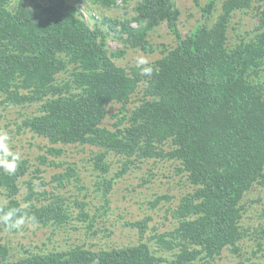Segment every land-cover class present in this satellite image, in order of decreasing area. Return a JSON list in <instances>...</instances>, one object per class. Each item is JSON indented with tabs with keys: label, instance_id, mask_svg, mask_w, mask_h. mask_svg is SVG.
<instances>
[{
	"label": "trees",
	"instance_id": "obj_1",
	"mask_svg": "<svg viewBox=\"0 0 264 264\" xmlns=\"http://www.w3.org/2000/svg\"><path fill=\"white\" fill-rule=\"evenodd\" d=\"M129 1L0 0V106L36 105L18 131L26 128L50 144L33 171L30 160L8 155L16 161L14 172L0 160V220L12 230L5 222L11 212L43 228L72 225L80 217L92 231L94 218L79 212L76 219L66 200L44 187L40 166L61 165L48 161V155H63L66 145L96 148L91 161L102 176L105 212L114 181L146 161L175 162L191 191L174 208L167 194L150 201L153 208L168 204L170 229L159 232L148 214L127 222L138 231L135 244L26 250L14 259L12 248L1 243L0 264H213L226 250L240 253L247 237L256 242L251 253L264 255V226L244 223L246 194L256 185L264 187V0H224L213 24L209 19L217 0L203 6L195 0L202 18L186 35L174 0H140L130 18L94 17L90 25L83 17L89 6L109 11ZM250 10L258 23L230 45L234 15ZM163 25L175 45L157 46L152 40ZM112 32L124 48H109ZM129 48L160 50L161 57L150 64L152 75H142L137 65L116 63ZM114 104L120 105L109 128L104 123ZM109 156L122 163L113 177ZM147 174L152 176L153 169ZM77 179L72 165L54 176L59 185ZM23 184L25 205L18 198ZM79 206L81 215H88L84 204Z\"/></svg>",
	"mask_w": 264,
	"mask_h": 264
},
{
	"label": "rangeland",
	"instance_id": "obj_2",
	"mask_svg": "<svg viewBox=\"0 0 264 264\" xmlns=\"http://www.w3.org/2000/svg\"><path fill=\"white\" fill-rule=\"evenodd\" d=\"M140 0H130L126 7L121 5L113 10H103L99 6H89L82 10L83 17L93 24L94 17L112 16L113 18L133 17L134 7ZM181 11L180 29L183 35L188 34L198 24V20L202 18L199 6L195 0H174ZM200 5H204L209 0H199ZM224 0H217V7L211 20V24L218 20ZM261 3L264 4V1ZM258 5V4H257ZM256 5V7H257ZM255 10H250L249 14L238 12L234 15L229 30V44L233 45L238 38L246 35L251 30L258 19L255 16ZM132 25L137 27V23ZM152 40L157 46L164 43L173 42L174 38L166 25L158 28L152 33ZM111 50L124 48L123 42L116 36L115 32L110 34L108 40ZM160 50L149 54L138 49L129 48L123 57L116 59V63L122 66L136 65L137 57H145L149 63H154L161 57ZM135 98V95H134ZM120 104H114L109 111V117L105 121L107 127H112L115 119L112 114L118 111ZM129 107H133L130 103ZM37 109L36 105L27 106H0V136H6L5 143L9 151V155H13L22 160H30L32 164L31 171L35 166H39L37 157L45 153V147L50 145L46 138L38 136L30 130L23 128L18 131V126L23 124L26 117L30 116ZM64 154L58 157L48 155V161H54L61 165L56 166H40L45 172L42 173L43 180L47 183L45 190L49 193L60 195L69 204V210L72 216L77 219L80 216L94 218L92 231L88 229L87 223L80 219L72 221V225L64 226L50 225L43 228L30 222H25L21 227L16 229H8L0 220V244L6 243L12 248L14 259L23 257L26 250L34 252L48 251H67L75 245H86L96 249H107L112 247H121L123 245L135 244L138 242L139 234L136 229H131L126 225L130 220L132 222L141 219L146 214L150 215L153 220L151 226H157L159 232H163L172 228V221L166 219L168 214L166 209L168 204L159 203L153 208L150 201L155 199L157 195L167 194L172 196L170 207L174 208L180 197L191 191L190 186L184 178H181L176 171V163L172 161H161L154 164L146 161L139 168H131L121 178L114 181V187L110 193L109 210L104 211L105 200L103 197L102 176L99 170L95 169L91 161L93 151L96 148L89 145H66L62 147ZM8 156V155H7ZM0 151V160L5 166H13L14 161H9L8 157ZM108 162L111 164L109 177L121 170L122 163L116 156H109ZM74 166L77 171V180L71 182L63 181L62 185L54 180V176L64 172L68 166ZM149 168L153 169V175L148 176ZM28 174L25 178L32 177ZM143 179L147 182H143ZM39 179L35 178L34 182ZM27 195V186L23 184L18 198L25 205L24 197ZM78 201V204L75 202ZM245 205L247 212L244 215V223L251 227H258L259 224L264 226V218L261 217V211L264 208V187L256 185L245 196ZM88 215H81V206ZM80 208V209H79ZM90 225V223H89ZM254 239L245 238L241 244L242 256L234 254L226 250L223 255L213 264H264V255L258 252L254 256L251 252L256 247ZM264 251V250H263ZM244 252V256H243ZM250 257V259L246 257Z\"/></svg>",
	"mask_w": 264,
	"mask_h": 264
},
{
	"label": "clouds",
	"instance_id": "obj_3",
	"mask_svg": "<svg viewBox=\"0 0 264 264\" xmlns=\"http://www.w3.org/2000/svg\"><path fill=\"white\" fill-rule=\"evenodd\" d=\"M136 65L140 68L141 74L145 76H150L153 73V67L150 65L149 61L145 57H137ZM7 137L0 136V151H2L5 156L9 155L7 144L5 143ZM7 171L14 172V167L6 166ZM5 222L9 223L12 228H19L24 223L21 218H16V213L11 212L5 217Z\"/></svg>",
	"mask_w": 264,
	"mask_h": 264
}]
</instances>
